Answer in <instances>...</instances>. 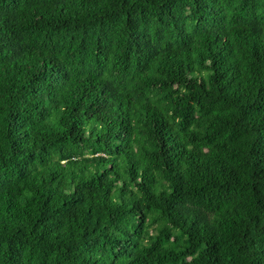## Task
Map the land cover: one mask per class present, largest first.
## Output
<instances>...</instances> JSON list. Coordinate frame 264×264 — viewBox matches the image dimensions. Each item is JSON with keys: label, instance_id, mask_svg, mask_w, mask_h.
I'll list each match as a JSON object with an SVG mask.
<instances>
[{"label": "trees", "instance_id": "1", "mask_svg": "<svg viewBox=\"0 0 264 264\" xmlns=\"http://www.w3.org/2000/svg\"><path fill=\"white\" fill-rule=\"evenodd\" d=\"M0 264H264V0H0Z\"/></svg>", "mask_w": 264, "mask_h": 264}]
</instances>
